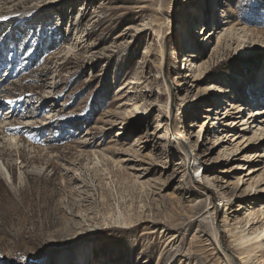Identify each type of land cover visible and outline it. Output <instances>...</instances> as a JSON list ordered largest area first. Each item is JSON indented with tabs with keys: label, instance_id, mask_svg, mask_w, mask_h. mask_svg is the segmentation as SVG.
<instances>
[{
	"label": "rangeland",
	"instance_id": "374dc122",
	"mask_svg": "<svg viewBox=\"0 0 264 264\" xmlns=\"http://www.w3.org/2000/svg\"><path fill=\"white\" fill-rule=\"evenodd\" d=\"M263 169L264 0H0V264H264Z\"/></svg>",
	"mask_w": 264,
	"mask_h": 264
},
{
	"label": "bare ground",
	"instance_id": "6f19581e",
	"mask_svg": "<svg viewBox=\"0 0 264 264\" xmlns=\"http://www.w3.org/2000/svg\"><path fill=\"white\" fill-rule=\"evenodd\" d=\"M203 37H204V35H203ZM209 38V37H208ZM188 47V46H187ZM185 61L187 60V62L185 63V64H183L184 65V68H186V66H190L191 67V69L189 70L190 71V73L188 74V76H191V78H192V75H191V73H192V71L194 70L193 68H194V66H195V64H192L193 63V61L192 60H190V59H187V58H185L184 59ZM202 78H200L199 80H201ZM133 82V84H134V82H136V81H132ZM227 104V105H226ZM227 106H228V103L227 102H225V108H227ZM251 139L249 138V141H250ZM181 148V143H178V149H180ZM187 159H188V161H189V163H193V162H195V160H194V158H193V156H191V155H189V156H187ZM193 165V164H192ZM196 170H198V169H196ZM262 173L264 172V169L261 171ZM258 211V210H257ZM257 211H254L256 214H257ZM261 211V210H260ZM253 212V213H254ZM262 214H264V211H262L261 212ZM252 213H249V215H251ZM254 216H256L257 217V215H254ZM260 233H263V230L262 231H260V232H258V231H253L251 234H247V235H242L241 237H240V239L243 241V242H248V241H251V240H256V239H258L259 238V236H260ZM258 243V242H257ZM258 246H260L261 245V243L259 242L258 244H257ZM248 252H250V251H248ZM69 253H66V255L64 256V257H61V255H58L57 257H55L54 258V260L55 261H57V262H60V264H68L69 262H70V260H69ZM83 264V263H82Z\"/></svg>",
	"mask_w": 264,
	"mask_h": 264
},
{
	"label": "trees",
	"instance_id": "16d2710c",
	"mask_svg": "<svg viewBox=\"0 0 264 264\" xmlns=\"http://www.w3.org/2000/svg\"><path fill=\"white\" fill-rule=\"evenodd\" d=\"M48 41H49V42H48ZM44 43H45V45H47V43H51V40L46 39ZM54 48H55L54 44L51 43L49 46H47V48H46L45 50H42V51H41L40 55H43V54H45V53H47V52L53 50ZM36 53H37V49H36L35 51H33L32 56H35Z\"/></svg>",
	"mask_w": 264,
	"mask_h": 264
},
{
	"label": "snow or ice",
	"instance_id": "6c2138e0",
	"mask_svg": "<svg viewBox=\"0 0 264 264\" xmlns=\"http://www.w3.org/2000/svg\"><path fill=\"white\" fill-rule=\"evenodd\" d=\"M196 175H199V173H197Z\"/></svg>",
	"mask_w": 264,
	"mask_h": 264
}]
</instances>
